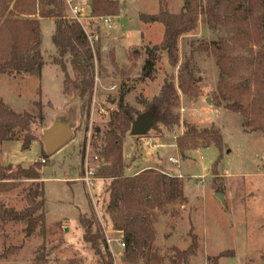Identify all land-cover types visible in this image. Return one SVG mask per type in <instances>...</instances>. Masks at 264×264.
<instances>
[{
    "label": "rangeland",
    "instance_id": "374dc122",
    "mask_svg": "<svg viewBox=\"0 0 264 264\" xmlns=\"http://www.w3.org/2000/svg\"><path fill=\"white\" fill-rule=\"evenodd\" d=\"M115 1L120 8L117 17H92L90 0L71 2L81 10L84 32L92 39L96 37L100 46L99 61L93 60L90 101L87 95L82 99L75 93L63 95V74L52 63L56 57L51 41L55 26L49 19L40 23L41 54L45 61L40 79L0 76V100L14 112L34 117L33 134L36 137L28 150L21 149L20 141L2 143L0 166L27 168L40 163L46 212L44 235L36 231L29 239L24 237L23 224L0 222V264H30L41 246V253L49 260L47 264H103V259L82 239L78 217L83 213L102 229L113 264H145L142 259L125 260V248L119 245L120 234L112 229L107 212L108 182L97 175L107 165L100 151L120 92H125L123 102L132 107L134 119L148 115L149 105L160 96L163 83L172 81L177 86L178 67L169 66L166 55L161 54L154 79L141 78L145 51L161 42L163 27L143 24L139 16L157 14L159 0ZM162 1L169 13L180 11L179 0ZM201 1L205 4L207 0ZM260 5L248 23L251 33L258 36L264 47V2ZM66 7L65 15L72 19L67 4ZM105 17L111 18L110 29L101 21ZM225 38L226 33L221 27L209 28L204 23L181 37L178 40V66L190 59L198 97H185L177 91L179 103L171 108V113L179 119L178 125L168 129L155 123L145 136L134 137L129 131L123 139L125 174L152 169L168 176H182L187 203L169 204L164 214L154 211L157 220L153 224V253L161 261L153 264H184L178 261L175 251L188 249L191 227L198 247L187 264H214L213 259L221 253L233 257L221 258L216 264H264V134L243 128V118L239 114L215 104L219 70L214 57L200 49L203 44ZM257 50L258 47H254L252 52ZM68 60L66 56L67 73L73 79ZM241 71L254 73L256 68L252 63L243 65ZM39 98L43 115L40 124L35 107ZM206 99L212 104H207ZM226 104L231 102H222V105ZM66 124L72 132L71 139L54 153L47 154L39 135L52 126ZM185 124L198 130L211 127L219 130L222 148L214 145L205 148L199 143L197 149L186 151L183 159L175 140L185 133ZM42 150L46 153L44 158L41 157ZM42 159L45 160L43 164ZM215 163L216 171L212 170ZM86 170L93 171V176H89L93 178L90 190L82 182ZM31 184L32 181L19 180L15 189L0 193V208L25 210ZM217 193L223 195V204L216 198Z\"/></svg>",
    "mask_w": 264,
    "mask_h": 264
},
{
    "label": "trees",
    "instance_id": "16d2710c",
    "mask_svg": "<svg viewBox=\"0 0 264 264\" xmlns=\"http://www.w3.org/2000/svg\"><path fill=\"white\" fill-rule=\"evenodd\" d=\"M180 11L171 14L162 0L158 2V13L140 15L143 24H159L163 27L161 42L147 48L146 59L141 68L143 79H154L155 67L161 54H165L169 66L177 69L174 83L164 82L160 96L154 98L149 105V113L153 111L155 123H161L170 129L179 124V119L172 115L171 108L179 103V91L183 96L197 98L199 91L191 69L190 59L178 66V40L194 32L199 23L209 28L221 27L226 38L219 42L203 44L200 49L208 52L215 59L219 70V81L216 87V102L219 107L239 114L242 127L252 132L264 134V47L255 34L251 33L248 21L255 14L260 2L264 0H179ZM261 7V5H260ZM65 0H0V76L9 78L17 76L40 79L45 61L41 54L40 19L54 22V33L51 36L56 57L52 63L63 74V95L75 93L82 99L88 96L90 101L93 87V60L99 61L100 46L97 42L91 46L80 23L66 17ZM89 8L92 17L114 16L120 11L115 0H90ZM258 47L256 53L252 52ZM250 50V54L248 53ZM69 57V65L73 75L67 73L64 58ZM114 61V60H113ZM256 72L244 74L243 65H252ZM125 92L121 91L117 100V108L111 113L104 136V146L100 155L107 165L98 171V177L106 180V193L109 195L107 212L112 229L121 235L124 243V258L127 262L142 259L145 264L161 261L153 253L155 230L153 224L157 217L154 211L165 213V207L174 202L187 203L183 194V183L180 178L168 176L149 169L134 176L125 174L126 165L123 160V139L134 122V111L123 102ZM230 101L231 104L222 105ZM38 110L37 120L43 121L40 98L35 103ZM35 119L28 113L18 114L0 100V145L4 142L20 141L21 149L28 150L36 140L33 134ZM185 133L176 137L175 145L184 159L185 152L195 150L199 143L208 148L211 145L222 148L219 130L214 128L198 130L184 125ZM41 157H46L44 150ZM217 163L212 167L216 171ZM40 163H33L24 168L20 165L12 167L0 166V193L16 188L19 180L32 181L26 194L28 207L23 211L0 208V222L23 224L24 237L31 238L36 231L45 233V195L44 182ZM33 187V188H32ZM82 230V239L103 259V264H113L107 241L102 229L94 224L93 218L85 213L78 217ZM93 226L95 230L92 231ZM191 244L185 251L176 250L178 261L188 263L197 251V237L189 230ZM40 251L30 264H47L48 258ZM6 257V253L3 254ZM228 256L219 254L213 263ZM174 263V262H173Z\"/></svg>",
    "mask_w": 264,
    "mask_h": 264
},
{
    "label": "water",
    "instance_id": "95a60500",
    "mask_svg": "<svg viewBox=\"0 0 264 264\" xmlns=\"http://www.w3.org/2000/svg\"><path fill=\"white\" fill-rule=\"evenodd\" d=\"M206 103L211 105L212 101L210 99H206ZM152 117L153 111L148 113V115L138 116L131 125L130 135L134 137L145 136L149 131H151L153 125L155 124ZM71 136L72 132L67 124L61 126L55 125L45 130L41 136V141L44 145L45 152L47 154L54 153L64 146L71 139ZM215 196L222 204L224 203V197L222 194L217 193Z\"/></svg>",
    "mask_w": 264,
    "mask_h": 264
},
{
    "label": "built area",
    "instance_id": "2783aa9c",
    "mask_svg": "<svg viewBox=\"0 0 264 264\" xmlns=\"http://www.w3.org/2000/svg\"><path fill=\"white\" fill-rule=\"evenodd\" d=\"M72 1L73 0H65V3L67 4L68 8L70 9V12L72 14V20L80 23V25H81L82 15L79 14L81 12V10L78 7H76V6H72V4H71ZM101 21L104 24H106L109 29L111 28V25L109 24V22H111V18L110 17L101 18ZM87 37H88V40H89L91 46H93V43L97 42V40H98L96 37H94L93 39L90 36H88V35H87ZM40 162L43 164V163H45V160L42 159ZM89 176H91V177L93 176V171L92 170H90V171L86 170L85 177L82 179V182L84 183V185L86 186V188L88 190H90V188L92 186V180H93V178H90ZM119 245L122 248L125 247L124 243L122 241V238L120 239V244Z\"/></svg>",
    "mask_w": 264,
    "mask_h": 264
},
{
    "label": "crops",
    "instance_id": "0c3cea01",
    "mask_svg": "<svg viewBox=\"0 0 264 264\" xmlns=\"http://www.w3.org/2000/svg\"><path fill=\"white\" fill-rule=\"evenodd\" d=\"M43 19H40L39 20V23H41V21H42ZM53 35V34H52ZM63 82V81H62ZM40 136V138H41V136L42 135H39ZM202 159V158H201ZM175 161V160H174ZM140 172H142V170L141 171H138V172H136V173H132V174H129V173H126V175L127 176H134V175H137V174H139ZM175 177H179V178H181L182 176L181 175H175ZM120 239H121V235H120V238H119V241H120ZM110 247V246H109ZM112 250V249H111ZM120 257V256H119Z\"/></svg>",
    "mask_w": 264,
    "mask_h": 264
}]
</instances>
